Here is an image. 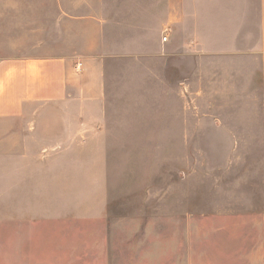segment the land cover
I'll list each match as a JSON object with an SVG mask.
<instances>
[{"label": "crops", "instance_id": "0c3cea01", "mask_svg": "<svg viewBox=\"0 0 264 264\" xmlns=\"http://www.w3.org/2000/svg\"><path fill=\"white\" fill-rule=\"evenodd\" d=\"M210 107L264 123V0H0V171L23 218L66 179L52 192L79 209L51 218H102V142L194 136Z\"/></svg>", "mask_w": 264, "mask_h": 264}, {"label": "rangeland", "instance_id": "374dc122", "mask_svg": "<svg viewBox=\"0 0 264 264\" xmlns=\"http://www.w3.org/2000/svg\"><path fill=\"white\" fill-rule=\"evenodd\" d=\"M232 109L196 116L194 136L132 129L121 131L129 139L103 141L100 219L75 217L74 195L58 204L52 190L72 187L69 179L51 180L42 215L23 218L0 171V264H264V132L238 131L264 123L236 121ZM71 207L64 218L48 214Z\"/></svg>", "mask_w": 264, "mask_h": 264}, {"label": "built area", "instance_id": "2783aa9c", "mask_svg": "<svg viewBox=\"0 0 264 264\" xmlns=\"http://www.w3.org/2000/svg\"><path fill=\"white\" fill-rule=\"evenodd\" d=\"M166 38H167V37H166V36H164L163 40H166Z\"/></svg>", "mask_w": 264, "mask_h": 264}]
</instances>
